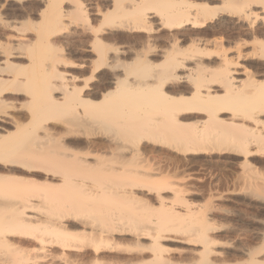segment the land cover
<instances>
[{
    "label": "bare ground",
    "instance_id": "bare-ground-1",
    "mask_svg": "<svg viewBox=\"0 0 264 264\" xmlns=\"http://www.w3.org/2000/svg\"><path fill=\"white\" fill-rule=\"evenodd\" d=\"M154 147L264 159V0H0V164L46 183L0 174V264H264V235L220 260L206 211L175 189L168 207L167 177L125 168ZM142 189L156 218L120 205ZM173 232L187 254L164 245Z\"/></svg>",
    "mask_w": 264,
    "mask_h": 264
},
{
    "label": "rangeland",
    "instance_id": "rangeland-1",
    "mask_svg": "<svg viewBox=\"0 0 264 264\" xmlns=\"http://www.w3.org/2000/svg\"><path fill=\"white\" fill-rule=\"evenodd\" d=\"M126 46L128 45H125L124 47ZM240 77V79H243V76ZM156 148L154 147V149L152 150L148 149L146 153H151H147L148 155H146L145 153L146 156H141V159L144 157L147 158H144L142 160L140 159V161H138L139 158L138 160L135 159L133 163L130 162L128 164L129 166H127L126 164L125 168L137 169L142 173L148 171L149 173L153 172V174H157L158 172V174H160L157 177H167L166 180L170 185L168 186V188H165L167 187L166 185L164 186V191L161 192V196L163 197V202L168 207H170L169 205L171 203H177L173 198V189H175L178 190L179 195L183 197L184 200L190 205L191 210L194 214L206 211L207 224L209 226L207 234L210 237H214L217 243L215 249L220 252L218 259H226L229 263L242 262L245 260V258H242L239 255V251L241 249L260 248L263 242L262 238L264 235V190L262 191V193H260L259 191H256L254 187H249V181L245 179L249 180V178L246 177H249L250 175L248 176V174H251L254 177L253 179L256 180L257 178L261 182H264L262 181V179H264V175L262 176L264 172V159L261 156H252L247 158L246 163L248 165L242 166V164L244 163V159L241 156L236 157L231 155L217 154L182 156L174 154L172 152L169 153L165 149L163 150L161 148L157 149L161 153H157ZM136 160L138 162H136ZM244 166L248 169L246 168L247 171L243 173L242 168ZM20 167L21 166L17 167V165L12 166L2 163L0 164V174L5 173L8 176L10 175V177L16 176V178L12 177L13 180L15 179L14 181L12 180V178L10 179V177H6L10 179V181H16V185L20 184L24 178L25 179L23 182H26L28 179L30 184L32 180L34 182L36 181L37 184L35 183L34 186L37 188L43 184H46L43 182V179L45 178L43 177V174H39L34 171L33 173L32 171L25 170V168L21 169ZM12 171H14V173ZM248 171H250V173H248ZM19 178L22 181L19 180ZM16 179L19 181H17ZM38 182H42L43 184L39 183L38 185ZM145 190L142 189L140 191L134 192V197L137 200H134L133 198L131 203L127 204L123 202L120 205H122V208H124L125 211L126 209H130L129 211L131 212L129 213H131V215H137L138 218H156L161 210V207L156 202V193L151 192V194H147ZM105 205H107L106 208L111 209V204L107 203ZM167 206H165V208H168ZM112 207L114 208L115 206L113 205ZM208 207L213 208L207 210ZM155 214H157V216H154ZM64 223L68 230L70 228L72 230L73 228L74 231L69 230L72 233H76L75 227L76 229L79 227L77 229V233L80 232V226L79 224H76L77 222L74 223L72 221H65ZM74 224L76 226H74ZM70 225H72L73 227ZM168 237L172 239V241H166L164 242L166 244H163L168 249L173 250L171 251V254L173 252L172 255L175 257H178V255L180 256L187 254V250L192 247L191 245L188 246L177 241L186 239L185 234L173 232L169 234ZM8 239H11V243L15 240L16 244H13L15 242L12 243L13 245H15V248L19 245L20 247L22 246L21 248H24V251L29 249L27 252H29L30 249L37 250V248L40 247L37 242L32 240H25L21 238ZM124 239L122 241L119 240L121 244L124 243V246L123 244L121 246L122 248H120L119 246L120 251H117L116 249L115 252H112L111 254L120 253V255L125 256V250L127 252V250H129L127 248H130L132 245L128 247V245L131 244V241H128L129 239L127 238V241L123 242ZM125 247L127 248L125 249ZM123 248L124 250L122 252L121 250ZM49 249L52 250V252L54 251V257H56L59 250L57 248ZM183 250H186V252H184ZM81 251L71 252L73 255L71 253L68 254H71V256H74V254H79L80 256L81 254V256L83 255L81 259L84 258L83 260L86 261L85 257L89 256L88 254L91 253V249L90 247L85 246V248ZM261 251L262 252L258 256V258L264 261L263 248Z\"/></svg>",
    "mask_w": 264,
    "mask_h": 264
}]
</instances>
